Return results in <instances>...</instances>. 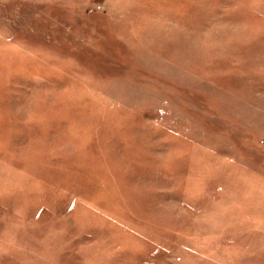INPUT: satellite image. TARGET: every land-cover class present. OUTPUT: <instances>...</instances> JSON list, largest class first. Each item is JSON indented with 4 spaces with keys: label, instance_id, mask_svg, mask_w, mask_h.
I'll use <instances>...</instances> for the list:
<instances>
[{
    "label": "rangeland",
    "instance_id": "obj_1",
    "mask_svg": "<svg viewBox=\"0 0 264 264\" xmlns=\"http://www.w3.org/2000/svg\"><path fill=\"white\" fill-rule=\"evenodd\" d=\"M0 264H264V0H0Z\"/></svg>",
    "mask_w": 264,
    "mask_h": 264
}]
</instances>
